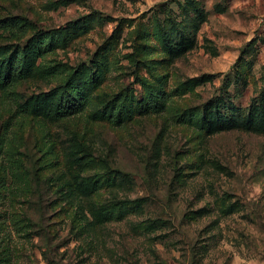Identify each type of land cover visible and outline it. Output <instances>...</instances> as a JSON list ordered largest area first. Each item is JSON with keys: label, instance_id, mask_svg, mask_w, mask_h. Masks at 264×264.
<instances>
[{"label": "rangeland", "instance_id": "obj_1", "mask_svg": "<svg viewBox=\"0 0 264 264\" xmlns=\"http://www.w3.org/2000/svg\"><path fill=\"white\" fill-rule=\"evenodd\" d=\"M11 17L0 65L39 53L0 83V264H264V0H0ZM67 91L88 103L58 118Z\"/></svg>", "mask_w": 264, "mask_h": 264}, {"label": "trees", "instance_id": "obj_2", "mask_svg": "<svg viewBox=\"0 0 264 264\" xmlns=\"http://www.w3.org/2000/svg\"><path fill=\"white\" fill-rule=\"evenodd\" d=\"M0 20H1L0 24H2L4 28H7V30H9V32L13 35L24 36L28 32V25L16 17H11L8 19L2 18ZM32 52L35 53L36 51L24 50L17 52L15 57H11L9 59L3 58L1 64L4 65H0V83L9 84L13 82L16 77H20L24 75L26 73L24 69L26 63L25 60L23 61L21 58H18V54L20 53L23 57L27 56L31 58V55L33 54ZM37 53H39V51ZM37 53L33 54L34 59ZM66 84H68L70 87L74 89L77 88L75 82L73 83L70 81L69 83V81H67ZM71 91H67L66 93H64V95H62L58 100V103L55 108V115L58 118H68L76 114H79L83 112L87 106L88 102L85 96L81 94H77V96H74ZM161 99H162V106L160 110H163L164 105L170 101L171 96L170 94L163 93ZM201 109L203 110V117H204L203 120L206 122H210L211 116L209 115V110L210 109H212V111L217 110V103L213 101H209L208 103L202 105ZM180 120L184 122L183 119H177L178 122H182ZM102 161L109 168V170H111V172L114 173L116 176H120L122 178L126 177L127 173L125 171L113 167L104 158L102 159ZM134 201H130V202H134Z\"/></svg>", "mask_w": 264, "mask_h": 264}]
</instances>
